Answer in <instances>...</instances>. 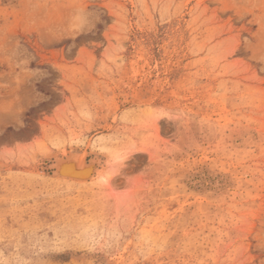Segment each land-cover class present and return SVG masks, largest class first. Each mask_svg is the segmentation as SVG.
<instances>
[{
  "label": "rangeland",
  "instance_id": "obj_1",
  "mask_svg": "<svg viewBox=\"0 0 264 264\" xmlns=\"http://www.w3.org/2000/svg\"><path fill=\"white\" fill-rule=\"evenodd\" d=\"M0 264H264V0H0Z\"/></svg>",
  "mask_w": 264,
  "mask_h": 264
},
{
  "label": "water",
  "instance_id": "obj_2",
  "mask_svg": "<svg viewBox=\"0 0 264 264\" xmlns=\"http://www.w3.org/2000/svg\"><path fill=\"white\" fill-rule=\"evenodd\" d=\"M74 155L77 154L57 158L53 163V175L55 176V172L57 171L60 175H66L67 177H73L78 180H88L92 175H94V169L99 168L101 165L100 158L93 157L90 160H85L84 164L81 165L82 169H75V167H79L80 164L72 160ZM92 161H98V166L93 163L91 164ZM57 166H59V168Z\"/></svg>",
  "mask_w": 264,
  "mask_h": 264
},
{
  "label": "bare ground",
  "instance_id": "obj_3",
  "mask_svg": "<svg viewBox=\"0 0 264 264\" xmlns=\"http://www.w3.org/2000/svg\"><path fill=\"white\" fill-rule=\"evenodd\" d=\"M75 159V158H74ZM74 162H77L78 164H80L79 165V167H75V169H82V167H81V161H79V160H74ZM59 168V167H58ZM87 169H89V168H87ZM97 170V169H96ZM101 171V170H100ZM58 173V172H57ZM95 173V172H94ZM98 173H99V171H98ZM59 174V173H58ZM56 175V174H55ZM99 175H100V173H99ZM62 176V175H61ZM95 176V175H94ZM94 176H92V177H90V179H88L89 181H92V180H94L95 179V177ZM62 180H69V181H71V182H74V183H78V184H83V183H87V180H78V179H75V178H73V177H67L66 175H63V178H61Z\"/></svg>",
  "mask_w": 264,
  "mask_h": 264
}]
</instances>
